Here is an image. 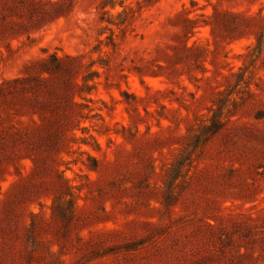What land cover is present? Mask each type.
<instances>
[{"label": "rangeland", "instance_id": "374dc122", "mask_svg": "<svg viewBox=\"0 0 264 264\" xmlns=\"http://www.w3.org/2000/svg\"><path fill=\"white\" fill-rule=\"evenodd\" d=\"M0 264H264V0H0Z\"/></svg>", "mask_w": 264, "mask_h": 264}, {"label": "trees", "instance_id": "16d2710c", "mask_svg": "<svg viewBox=\"0 0 264 264\" xmlns=\"http://www.w3.org/2000/svg\"><path fill=\"white\" fill-rule=\"evenodd\" d=\"M258 43H260V42L258 41Z\"/></svg>", "mask_w": 264, "mask_h": 264}]
</instances>
